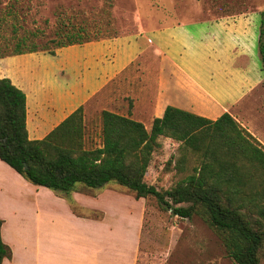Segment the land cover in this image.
Wrapping results in <instances>:
<instances>
[{
    "label": "rangeland",
    "instance_id": "rangeland-1",
    "mask_svg": "<svg viewBox=\"0 0 264 264\" xmlns=\"http://www.w3.org/2000/svg\"><path fill=\"white\" fill-rule=\"evenodd\" d=\"M241 13L252 14L257 20L254 52L261 66L259 43L264 40V33L260 35L261 30L264 31L261 24L264 0H0V57L31 49L37 50L35 53L39 55H46L40 64L29 63L35 71L33 78L42 81L44 89H40L36 81L31 86L32 93L28 91L25 94L29 102L37 97L32 103L35 111L40 103L48 101L50 107L57 109L56 113L63 110L62 107L77 106L92 98L107 81V76L121 72L122 66L133 58L135 61L125 66L124 80L111 78L115 86L120 83V95L111 97L114 103L106 110L131 115L138 102L137 118L142 120V110L147 107L144 103L148 102L153 85L150 79L153 76L150 71L153 70L149 67L146 53L156 45L154 36L157 35L153 33L160 31L162 41L166 43L167 36H173V28H186L199 20ZM79 36L83 41L82 47L72 51L64 49L54 59L48 56L49 50H54L57 56L61 49L56 48L59 42ZM87 44L94 45L84 46ZM164 46L159 45L165 53ZM83 118L86 147H99L100 111L89 112L86 116L83 113ZM35 124L36 119L32 120V126ZM179 146L180 143L166 137L157 139L144 177L147 184L158 190H167L199 169L198 156ZM0 176L10 179L4 171ZM22 180L30 188L21 191L33 194L32 188L35 187ZM97 191L102 195L101 203L106 202L103 200L105 194L117 196L115 200L119 203L120 218L127 220L119 224L120 228L125 226L127 229L128 222L137 220L142 203L135 199L133 193L114 182ZM143 204L145 212L137 264H235L226 256L217 235L198 215L190 219L179 218L170 211L161 210L152 197L144 199ZM117 214L109 213L111 224L117 219ZM99 215L96 212L94 216ZM131 236L130 228L126 233L121 232V239L125 238L127 242V258L131 254L128 249ZM260 264H264V258Z\"/></svg>",
    "mask_w": 264,
    "mask_h": 264
},
{
    "label": "crops",
    "instance_id": "crops-1",
    "mask_svg": "<svg viewBox=\"0 0 264 264\" xmlns=\"http://www.w3.org/2000/svg\"><path fill=\"white\" fill-rule=\"evenodd\" d=\"M256 21L252 14L245 13L199 20L186 28H173V36H167L166 43L160 31L154 32L156 45L151 42L154 48L146 50L153 70L150 71L153 85L148 102L144 103L147 107L142 110L143 119L137 118L136 101L131 115L126 116L147 123L148 130L154 118L163 116L167 106L211 121L226 112L264 147V74L254 52ZM163 44L165 53L159 47ZM91 45L94 44L84 46ZM77 47L82 45L64 47L57 56H48L54 59L64 49L72 51ZM45 56L37 53L1 56L0 79H9L26 94L32 93L31 86L36 81L44 89L42 81L33 78L35 71L29 63L40 64ZM134 61L128 59L121 72L107 76L92 98L77 106L62 107L59 113L48 101L40 103L35 111L32 103L37 97L33 96L29 104L25 94L29 139L44 138L79 107L85 116L112 108L111 97L120 95V83L115 86L112 79L124 80L125 66ZM34 119L36 124L32 126ZM1 171L10 176V179L0 176L1 238L11 251V257L3 259L2 264H137L145 212L143 198L138 199L142 209L137 220L128 222L127 229L120 228L119 224L127 220L120 218L117 196L105 194L106 202L101 203L102 195L97 189L93 193L64 194L34 185L33 194L24 193L21 190H28L30 186L21 176L2 161ZM96 212L100 215L94 216ZM116 212L117 219L111 224L109 213ZM129 228L131 254L127 258V242L121 239V232L126 233Z\"/></svg>",
    "mask_w": 264,
    "mask_h": 264
},
{
    "label": "trees",
    "instance_id": "trees-1",
    "mask_svg": "<svg viewBox=\"0 0 264 264\" xmlns=\"http://www.w3.org/2000/svg\"><path fill=\"white\" fill-rule=\"evenodd\" d=\"M82 43L79 36L59 42L56 48ZM259 56L264 72L263 39ZM84 134L83 108L79 107L44 138L29 139L25 93L9 79H0V161L24 180L64 194L90 193L114 182L137 200L154 198L161 210L179 218L198 215L235 264H260L264 258V147L230 114L211 121L167 106L148 131L130 116L104 110L101 145L86 147ZM159 137L180 143L182 150L200 159L198 170L167 190L144 180ZM1 226L0 219V264L11 257Z\"/></svg>",
    "mask_w": 264,
    "mask_h": 264
}]
</instances>
